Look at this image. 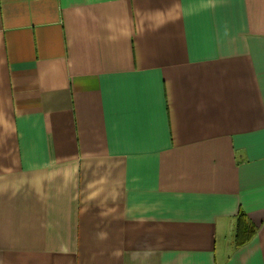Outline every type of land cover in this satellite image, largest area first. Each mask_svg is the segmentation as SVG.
Returning a JSON list of instances; mask_svg holds the SVG:
<instances>
[{
  "label": "crops",
  "instance_id": "1",
  "mask_svg": "<svg viewBox=\"0 0 264 264\" xmlns=\"http://www.w3.org/2000/svg\"><path fill=\"white\" fill-rule=\"evenodd\" d=\"M0 264H264V0H0Z\"/></svg>",
  "mask_w": 264,
  "mask_h": 264
},
{
  "label": "trees",
  "instance_id": "2",
  "mask_svg": "<svg viewBox=\"0 0 264 264\" xmlns=\"http://www.w3.org/2000/svg\"><path fill=\"white\" fill-rule=\"evenodd\" d=\"M241 217H243V214ZM255 232H256L255 225L241 218L238 224V227H237L236 237H237L238 244L246 243L248 240H250L254 236Z\"/></svg>",
  "mask_w": 264,
  "mask_h": 264
}]
</instances>
